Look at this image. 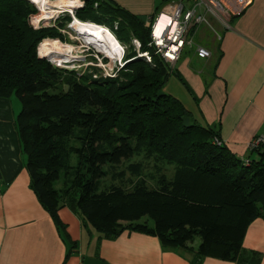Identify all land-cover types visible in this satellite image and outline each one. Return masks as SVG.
Masks as SVG:
<instances>
[{"label":"trees","instance_id":"1","mask_svg":"<svg viewBox=\"0 0 264 264\" xmlns=\"http://www.w3.org/2000/svg\"><path fill=\"white\" fill-rule=\"evenodd\" d=\"M83 1L76 17L109 27L128 46L113 76L78 74L39 55L44 39H65L69 14L36 28L32 2L0 0V97L20 100L16 127L43 207L59 229L58 209L69 205L102 237L138 231L164 248L194 251L196 263L211 256L260 264L243 240L264 219V161L238 157L220 129L198 124L164 90L169 64L149 46L157 11L147 21L114 0ZM252 151L264 154V143Z\"/></svg>","mask_w":264,"mask_h":264},{"label":"crops","instance_id":"2","mask_svg":"<svg viewBox=\"0 0 264 264\" xmlns=\"http://www.w3.org/2000/svg\"><path fill=\"white\" fill-rule=\"evenodd\" d=\"M114 1L148 21L168 0ZM205 14L217 23V30L208 27L218 43L207 42L214 41L213 36L198 35L203 23L193 27L194 45L168 62L165 89L198 124L220 129L238 157L264 161V154L248 148L254 138L264 137V0H253L244 12L225 22ZM197 45L210 50L211 56L198 57ZM20 110L15 96L0 97V264H238L211 256L196 263L194 251L164 248L157 236L138 231L102 237L69 205L58 209L64 226L59 229L30 186L16 127ZM243 249L258 251L264 264L263 218L248 226Z\"/></svg>","mask_w":264,"mask_h":264},{"label":"built area","instance_id":"3","mask_svg":"<svg viewBox=\"0 0 264 264\" xmlns=\"http://www.w3.org/2000/svg\"><path fill=\"white\" fill-rule=\"evenodd\" d=\"M252 3L253 0H168L164 3L163 10L158 12L157 17L150 24L149 46L154 48V55L159 54L165 61L173 63L187 45H194L190 30L198 24L208 23L205 12L212 13L225 22L232 16L244 12ZM162 15L169 18V21L162 35L159 36L156 35L155 28ZM195 51L200 58L211 56L210 50L203 46L197 45ZM140 52L138 56L145 57L148 62L152 61L153 54L150 51ZM263 143L264 137L257 136L248 148L253 150Z\"/></svg>","mask_w":264,"mask_h":264},{"label":"bare ground","instance_id":"4","mask_svg":"<svg viewBox=\"0 0 264 264\" xmlns=\"http://www.w3.org/2000/svg\"><path fill=\"white\" fill-rule=\"evenodd\" d=\"M40 7L38 15L33 16L35 24L41 20H49L56 17V15L63 10H71V6L82 4L81 0H34ZM55 6L54 7H50ZM72 26L77 31L79 37L85 43L93 46L98 51L105 53L111 58L112 63L121 60L123 56L122 43L116 38L113 32L104 25L96 24L89 21H82L76 16L72 19ZM169 18L164 15L161 16L156 28V35L161 36L167 26ZM74 46L67 45L58 39L46 38L39 46V53L41 55H49L54 63L59 65L70 64L75 56L71 55ZM77 57V56H76ZM123 61V60H122Z\"/></svg>","mask_w":264,"mask_h":264},{"label":"rangeland","instance_id":"5","mask_svg":"<svg viewBox=\"0 0 264 264\" xmlns=\"http://www.w3.org/2000/svg\"><path fill=\"white\" fill-rule=\"evenodd\" d=\"M81 1H82V4L76 5L78 8L82 7L84 5V1L83 0H81ZM39 12L40 11L38 10V12L33 16L38 15ZM66 14L67 13H58L56 15V17L49 19V20L43 19L38 24H35V22L33 20V16H31L30 20H31V23L36 28L46 27V26H55V25H57L58 17L60 18ZM156 17H157V15L153 17L152 21H154V19ZM72 22H73V20L71 22L67 23L64 28L60 29L61 33H63L65 35V39L61 40L60 38H58V40H60L64 44L74 46V50L71 53V55H73L75 57L73 58V60L71 61L70 64H64V65H59L58 63H54L52 60H50V61L52 63H54L57 67L65 68L68 70H75L78 74H83L85 72H88V73L92 74L93 78H99L100 76H113V74L117 71L116 66L118 65L119 67H121L122 66L121 64H123L121 62V60L118 63L117 62L112 63L111 58L108 57L105 53H102V52L98 51L96 48H94L93 46L85 43V41L79 37L77 31L72 26ZM198 25H201V24H198ZM201 26L202 27H200L201 30L199 31L198 35H201L202 37H205V38L209 37V36H213V38L215 40L211 41L208 39L207 42L208 43L211 42L212 44H217L218 43L217 38L213 33L214 32L213 29L208 27V26H212L215 28L214 30H217V23L215 22V20L212 19L211 17H209L208 23H203V25H201ZM110 30H112V29H110ZM197 38L198 37H196V39ZM135 42H137V41H135ZM40 44H39V46H40ZM136 45H137V50H140L138 43ZM39 46H38V53H39ZM122 48H123V54L125 55L128 46H125L122 43ZM140 53H142V52H140ZM164 90L166 91L165 88H164ZM167 93H170V92L168 91ZM13 96H15V95H13ZM76 162H77L76 156L72 155L71 156V164L75 165ZM173 171L174 170L171 167H167V170H166L167 173L166 174H168V176L171 177ZM150 182H152V181H150ZM61 185H62V182L59 181V182H57L56 186H61ZM197 243H199L198 239H197Z\"/></svg>","mask_w":264,"mask_h":264},{"label":"water","instance_id":"6","mask_svg":"<svg viewBox=\"0 0 264 264\" xmlns=\"http://www.w3.org/2000/svg\"><path fill=\"white\" fill-rule=\"evenodd\" d=\"M29 1L32 2V3L38 8V10L40 11V7H39V5H38V3H37L36 1H34V0H29ZM50 7H54V8H56L55 6H51V5H50ZM70 8H71V10L66 9V10H63V11L60 12V13H67V14H69V15L72 17V19H73V18L76 16V15H75V12H76V9H77L78 7L75 5V6H71ZM51 19H52V18H51ZM39 55H40L41 57H44V58H47V59L51 60L50 57H49V55H41L40 53H39Z\"/></svg>","mask_w":264,"mask_h":264},{"label":"clouds","instance_id":"7","mask_svg":"<svg viewBox=\"0 0 264 264\" xmlns=\"http://www.w3.org/2000/svg\"><path fill=\"white\" fill-rule=\"evenodd\" d=\"M157 14H158V13H157ZM155 16H156V15H155ZM108 28H109V27H108ZM109 29H110V28H109ZM111 31H112V30H111ZM116 38H117V37H116ZM135 41H137V42H135V43H136V44L138 43V45H139V47H140V46H141V43H140L138 40H135ZM139 51H140V50H139ZM124 56H125V55L123 54V56H122V58H121V62H122L123 64H124V62H123L122 60H124ZM115 62L118 63V62H120V60H119V61L115 60L114 63H115ZM123 64H121V65H123ZM118 67H119V66L117 65L116 68H118Z\"/></svg>","mask_w":264,"mask_h":264}]
</instances>
